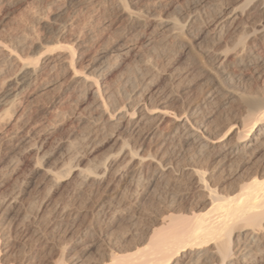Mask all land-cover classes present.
Returning a JSON list of instances; mask_svg holds the SVG:
<instances>
[{
  "label": "bare ground",
  "instance_id": "6f19581e",
  "mask_svg": "<svg viewBox=\"0 0 264 264\" xmlns=\"http://www.w3.org/2000/svg\"><path fill=\"white\" fill-rule=\"evenodd\" d=\"M45 1L53 18L43 23V37L21 32L0 40V130L6 131L0 182L17 169L10 157L14 137L30 140L71 119L75 131L37 158L32 170L41 173L44 186L73 185L78 194L82 188L100 194L94 217L109 220L117 212L124 221V233L108 226L101 235L87 226L72 240L99 256L88 264H264V0L216 2L210 28L199 25L197 14L185 13L182 20L156 14L162 5L156 0H112L121 22L94 52L91 31L81 39L68 23H55L79 0ZM144 35L158 37L149 39L147 48L179 49L193 66L192 79L174 68L168 55L157 64L138 51L143 58L138 67L119 70L122 55L133 50L128 43ZM190 39L205 46L202 55ZM32 104L41 112L37 126L27 118ZM176 146L183 150L180 160ZM85 151L100 154L84 161ZM146 197L154 200L148 209L142 206L150 202ZM58 205L52 210L63 215L68 207ZM25 212L15 218L23 221ZM42 214L32 223L37 235ZM27 248L20 249L15 264L31 263L33 249Z\"/></svg>",
  "mask_w": 264,
  "mask_h": 264
},
{
  "label": "rangeland",
  "instance_id": "374dc122",
  "mask_svg": "<svg viewBox=\"0 0 264 264\" xmlns=\"http://www.w3.org/2000/svg\"><path fill=\"white\" fill-rule=\"evenodd\" d=\"M44 1L43 0H41V1L40 0H0V37L2 38V39L0 38V40L10 39V36H12L11 38H13L14 35L16 36L17 34H20L21 32L26 33L29 36H34L37 38H41V36L43 37L44 34H46V29H45V27L42 26L43 23L45 21L51 22L52 18H53V14H52L53 11H51L52 8L50 9V7H46L47 3H45L46 1L45 2ZM84 2H85V0H84ZM153 2H155V1H153ZM156 2H158V3L160 2L159 4H162L159 8H157L155 10V12H157L156 14H160L161 16H165V17L166 16L175 17L179 20H182L184 18L183 14H185V13L186 14L192 13L194 15L197 14L198 16H200L199 25L200 26L203 25V27H205V28H210V25L212 24V20H213L212 18H213V14H214V11H213L214 10V8H213L214 4L218 5L219 3H222V5H223L227 2V0H216V1L215 0H212V1L211 0L210 1L209 0H159V1L156 0ZM44 3L46 4V6ZM42 4H44V5H42ZM167 4H169V5H167ZM164 5L166 7H164ZM219 5H221V4H219ZM67 6H68V8L66 7L65 11L63 12L65 14L62 13L63 16L61 15L60 16L61 18L58 17L59 20L57 19L58 21H56L55 23L60 24L61 26L62 25L66 26L67 25L66 23H68L69 25H67V27L68 28L72 27L71 32L73 33V30H74L75 35L81 34L80 35L81 39H83V36H85L84 35L85 31L86 32H87V30L91 31L92 33L91 32H88V33H91L89 36V45L91 46L92 52H94L95 49L107 38V34H111L113 32V30L115 29V26L117 27V25H119L121 22L120 21L121 19H118L115 17V13L112 10V7H113V1L112 0H104V1L103 0H86L85 3H83L82 0H79L76 2H72L71 4H69ZM34 14L36 16L39 14L37 18L41 17V19L43 20L40 24H38L39 22H38L37 18H35ZM89 14H90V16H89ZM82 20H83V22H82ZM110 22L113 25L112 29H110V27L106 28V27H108V24ZM75 25H78V26H75ZM95 25H97V27H95ZM80 26L82 27V29ZM91 29H93V31ZM98 29L100 31H98ZM77 31H80V32H77ZM75 32H77V33H75ZM94 32H95V34H94ZM193 34L194 33H192V36H193ZM93 37H94V39H92ZM145 37H148V38H145ZM157 38L151 37L150 35L149 36L144 35V37H140V39L139 38L137 40L135 39L136 40V41L134 40L135 42L128 43V44H131V46H129V47L133 48V50L130 53L128 52L129 54L124 53V56L126 58L122 55L121 58L124 61L120 60V62L122 61L124 63V65L122 63V65L120 66L121 68L119 70H123L125 67H128V65L131 66V68H137L138 65L140 64V62H138V60L140 61L144 57L151 58L154 62H157V64H159L161 62H165L169 56V61L174 66V68H177L181 73H184V75H188V73H189V76L192 75L191 71H192L193 66L189 62L184 61L185 59H183V57H181V54L178 52L179 49H177V51L171 50L170 52H168V51L164 50L165 48L162 45H159V44H156L155 45L156 47L154 46L151 48H147V47H150L148 45L150 43L149 39L153 40L155 42L154 39L157 40ZM91 42L94 43V46ZM191 42L193 43L194 52L198 55H200V54L202 55V53H203L202 50L204 51L205 46L201 45L202 43L198 42V41L191 40ZM140 46L142 47L141 49H140ZM137 51L142 54L143 58L139 57V55L136 54ZM177 52L179 54H177ZM144 53H146V54H144ZM170 53L173 55L170 56ZM165 56H166V58H165ZM177 56H179V57H177ZM170 57L172 60L170 59ZM173 57H176L177 60H176V58H173ZM135 64H136V66H135ZM176 64H177V66H176ZM190 67H192V68H190ZM128 68H130V67H128ZM183 69H184V71H183ZM185 73H187V74H185ZM164 79H166V78H164ZM164 79L162 80L163 83H165ZM189 79H192V77L190 76ZM227 83H228V81L226 82V84ZM229 84L230 83H228L226 86H229ZM250 84H251V86H254L253 85L254 81L250 82ZM42 102H45V101H41L40 104ZM34 104H36V103H34ZM34 104H32L28 107L27 118L28 117L30 118V119L28 118L30 124L37 126V123L39 124L38 121L40 120L41 112L37 109V107ZM65 107L66 106H62V108H65ZM29 109H31V110H29ZM33 110H34V112H33ZM37 114H38V116H36ZM73 124L74 123H71V119L70 120L68 119L67 121H65V123L62 124V126H59L57 128V130H55V131L54 130L53 131L47 130L45 133L41 132L38 135L31 137L30 140L29 139L24 140L20 136H18L19 138L17 136L14 137V139H15V140L13 139L14 141L11 140L12 144H11V151H10L11 156L10 157L12 159L14 158L13 160H14V163L16 164L17 169L7 172V174H5L6 176L4 175L5 178H3V180L0 182V199H1L0 200V212L1 211L4 212V207H5V212H4L5 214L4 213L3 214H4V217L7 216L6 218L8 220V221L7 220L5 221L6 227L4 226L5 227V228H3L4 230L2 229V231H1L2 234L0 233V236L2 239L1 244H0V255H1L2 261L4 260V262H3L4 264H8V263H6V261L10 262V264L17 263L15 261H18V259L20 258L19 257V254H20L19 251L24 246L28 247L27 249L28 250L30 249V251L33 249L31 251L32 253L31 252H29L30 254L28 253V257L29 258L31 257V260H32L30 264H32V262H33V264H52V263L56 262L57 260L65 261L66 263L64 262V264H75V263L76 264H86V263L88 264V262H90L92 259L99 258V256L93 251H86V252L82 251L81 247L73 245V241H72L76 237H79L80 234L83 233V230L87 228V226H89L91 228L93 227L92 230L94 229L93 231H95L97 233H100L102 231L101 235H105L106 231L105 232H103V231L105 229H107L108 226L111 227L110 231L115 230V232H117V233H120V232L124 233L127 229L124 221L120 218L118 219L119 213L117 214V212H115L116 214H113L114 216L112 215L111 218L107 217L109 220H107L105 218L102 219V218H95L94 217V215L92 214L93 203L96 200H98V198L100 197V194H98V197H97L96 196L97 194L96 195H95V193L89 194L87 191H85L84 188H82V192L78 194L76 187L74 188L73 185L65 186V184H64L60 187L48 186V185L44 186L45 182L43 180L41 173L35 172L34 170H32L33 169L32 164H34L33 162H35V160L37 158H41V156L43 154H44V156H47L56 147L55 145H57L60 141L65 140L71 134V132L75 131L76 128H75V125H73ZM0 131L2 132V133H0L1 134L0 136L4 137L6 134V131L5 130H3V131L0 130ZM23 132L25 133L24 130H23ZM1 137H0V145H1L0 151L4 152V150H5V146L3 144L4 142L1 141L4 138L3 137L1 138ZM34 144H35V146H34ZM176 147H173L172 149H174L175 151L174 150H172V151L175 152L176 158L178 157L179 159L178 158L177 159L180 160V159H182L183 150L180 149V147L178 149V146H176ZM87 151L89 152V150H87ZM87 151L81 153V156H83V157L85 156L84 161H86V158L91 159L92 157L97 156V155L99 156V154H100V153H98L99 151H94L93 153H91L92 155H89ZM180 152H182V153H180ZM0 153H2V152H0ZM84 153H86V154H84ZM178 154H179V156H178ZM85 163L86 162H83V165ZM13 172H14V174H13ZM38 174H40V176ZM47 186H48V188H47ZM44 187H46V188H44ZM14 196H16V197L14 199L15 201L11 204V206L14 204L12 206V209H13L12 210V209H10L11 206L7 207L6 205L8 204L9 200H11L10 197L14 198ZM78 197H80V199ZM7 198H9V199H7ZM16 198H18V199L16 200ZM147 198H150L149 199L150 202L148 201ZM146 199H147V201L144 198L145 202L143 201L142 206L144 208L148 209L152 206L154 200L151 197H146ZM16 201H18L19 204ZM1 202H2V204H1ZM52 202H55V204L52 205ZM57 202H58V204L61 205V207L66 206V205L68 207V208L66 207L67 211L65 213H63V215L62 214L59 215L57 212L52 210V208L54 209V207L56 205H58ZM150 203H151V205H150ZM4 204H6V205L4 206ZM60 205H58V206L60 207ZM16 206H18V208ZM1 207H2V209H1ZM24 209L26 210V212ZM38 209H39V211H38ZM21 211L25 212L28 215V217L26 218L27 220L23 219V221H22V220L15 218L16 212H21ZM36 211H37V213L39 212V215H41L43 213L41 216L42 218L40 220V224H39V230H41L40 232L42 233L41 234L39 232L40 235H39V233L37 235L34 232V228L32 226L33 219L35 218V215L37 214V213H35ZM66 213H67V215H66ZM54 216H56V217H54ZM113 217H114V219H113ZM95 219H96V221H95ZM98 219H99V221H98ZM110 220H111V222H110ZM113 220H114V222H112ZM91 224H92V226H91ZM106 224H108V225H106ZM40 225H41V227H40ZM97 228H99L100 230H97ZM124 228H126V229L124 230ZM98 231H100V232H98ZM102 233H104V234H102ZM7 234H8V236H6ZM2 235H3V237H2ZM42 235H43V237H42ZM36 236H38V237H36ZM35 237H36V239H35ZM5 238L7 241L5 240ZM26 239H27V241H26ZM46 239L48 242L45 241ZM35 241H37V242H35ZM49 241H50V243H49ZM35 244H36V246H34ZM127 245H128L127 243L122 244L121 245L122 247H120V250L126 249L128 247ZM43 246H44V248H42ZM34 247H36V248H34ZM61 248H62L63 252L60 254L58 249H61ZM28 250H27V252H28ZM75 254H76V256H75ZM70 256L71 257L73 256V257L71 258ZM83 256H84V258H83ZM88 257H90L91 259ZM70 260H72V261H70Z\"/></svg>",
  "mask_w": 264,
  "mask_h": 264
}]
</instances>
